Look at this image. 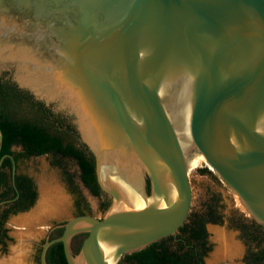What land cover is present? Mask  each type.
<instances>
[{
	"label": "water",
	"instance_id": "obj_1",
	"mask_svg": "<svg viewBox=\"0 0 264 264\" xmlns=\"http://www.w3.org/2000/svg\"><path fill=\"white\" fill-rule=\"evenodd\" d=\"M0 76L76 130L110 200L102 218L62 225L41 264L55 243L67 264H119L176 235L198 155L264 227V0H0ZM114 150L142 166L143 208L123 202L116 171L103 175Z\"/></svg>",
	"mask_w": 264,
	"mask_h": 264
},
{
	"label": "trees",
	"instance_id": "obj_2",
	"mask_svg": "<svg viewBox=\"0 0 264 264\" xmlns=\"http://www.w3.org/2000/svg\"><path fill=\"white\" fill-rule=\"evenodd\" d=\"M0 130L3 138L0 142V243L2 226L11 215L26 212L36 202L37 189L34 180L20 171V163L31 158L46 156L52 166L61 170L69 186L74 190V176L67 170L66 164L76 166L78 180L92 196H100L101 191L95 180L94 157L80 143L76 130L64 121L52 109L35 100L10 80L0 76ZM15 175L13 178V161ZM210 169V168H209ZM199 174L210 176L205 167L197 170ZM109 203L102 204L106 210ZM217 199L210 200L201 211L188 214L176 235H171L147 247L126 254L119 264H205V258L211 251L208 224H218ZM90 212V208H88ZM87 215V214H79ZM242 230L253 247L248 248L246 264H264V227L251 220ZM59 237L63 228L57 229ZM87 234H78L71 240L74 255L81 247ZM5 247V246H4ZM3 252L6 249H2ZM47 264H67L61 243L51 245L46 252Z\"/></svg>",
	"mask_w": 264,
	"mask_h": 264
},
{
	"label": "rangeland",
	"instance_id": "obj_3",
	"mask_svg": "<svg viewBox=\"0 0 264 264\" xmlns=\"http://www.w3.org/2000/svg\"><path fill=\"white\" fill-rule=\"evenodd\" d=\"M66 167L68 172L74 176V181L78 183L76 166L67 163ZM205 167L208 169L202 155L190 159L188 178L192 191V201L189 214L201 211L206 207V204L210 203V200L216 198V209L220 217L218 224L207 225L211 251L205 258V264H246L247 250L254 244L247 239L242 227L249 226L252 219L244 211L234 192L220 179L216 172L208 169L211 172L210 176L198 173V169ZM20 171L34 180L37 199L29 211L16 217L30 214L33 221H31L30 229L39 234L46 231L51 225L65 224L73 218L70 191L61 170L52 166L49 157L42 156L23 161L20 163ZM83 193L89 203L91 215L102 218L107 209L103 210L100 200L95 199L87 191L84 190ZM16 217L11 218L9 224ZM12 238L13 241L9 243L6 251L1 250L0 260L10 257L9 251L13 250L14 247L16 251L22 252L21 256L25 259L28 251L26 243L28 242H24V239L18 240L14 236ZM18 245H22L19 250H17Z\"/></svg>",
	"mask_w": 264,
	"mask_h": 264
},
{
	"label": "flooded vegetation",
	"instance_id": "obj_4",
	"mask_svg": "<svg viewBox=\"0 0 264 264\" xmlns=\"http://www.w3.org/2000/svg\"><path fill=\"white\" fill-rule=\"evenodd\" d=\"M87 151L89 153H91L88 149H87ZM94 162H95V158H94ZM95 180H96V184L98 185V187H99V189L101 191V194H100V196H97V197L96 196H93V197L95 199L100 200V204L101 205L102 204H106V203H110L109 202L108 194H106L100 188V186H99V184L97 182V179H96V175H95ZM65 183H66V181H65ZM66 185H67V187H68V189L70 191V196L72 197V201H71V204H72V216L73 217H76V216H78L81 213L91 215V212H88V208H90L89 203L86 200V198L84 196V193H83V191L85 190V191H87L90 194V192L88 191V189L79 180H78V183L74 181V185L75 186L76 185L78 186L75 190L71 186H69V184L66 183ZM145 189H146V192H148V193L150 192L151 187H150L149 180H147ZM23 213H25V212L24 211L23 212H18L16 214L11 215L10 218L8 219V221L5 224H3V226H2V232H1V235H3V236H1V238H2V241L4 242V244H1L0 243V252L4 248L7 249L9 243H11L13 241L11 232L14 229H17L15 227H13L11 224H9V220L11 218H14V217H16V216H18L20 214H23ZM62 225H64V223L51 225L46 231H44L42 233V235L39 234L37 237H35V239L34 238L31 239L27 243V245H28V251L26 253L25 259H23V264H41L40 263V252H41L42 245L46 241L52 240L51 237L52 236H56V234H58L57 229L63 228ZM209 225H214V224H209ZM74 246L78 247V244L75 243ZM74 246H73V243L71 242L70 243V249H71L72 253H74V249H73ZM45 260H46V258H45Z\"/></svg>",
	"mask_w": 264,
	"mask_h": 264
},
{
	"label": "bare ground",
	"instance_id": "obj_5",
	"mask_svg": "<svg viewBox=\"0 0 264 264\" xmlns=\"http://www.w3.org/2000/svg\"><path fill=\"white\" fill-rule=\"evenodd\" d=\"M189 150L190 148L185 149L186 153ZM189 163L190 159L187 161L188 168ZM101 165L104 176L110 171H116L123 202L135 206L137 209L143 208L144 201L141 198L142 166L135 156L131 152L114 150L111 153L101 155Z\"/></svg>",
	"mask_w": 264,
	"mask_h": 264
},
{
	"label": "crops",
	"instance_id": "obj_6",
	"mask_svg": "<svg viewBox=\"0 0 264 264\" xmlns=\"http://www.w3.org/2000/svg\"><path fill=\"white\" fill-rule=\"evenodd\" d=\"M32 219L30 217V214H26V215H23V216H19V217H16L14 220H12V222L10 223L13 227L17 228V229H14L13 231H17V239L18 240H25L24 242H29L31 239H35V237H37L39 235L38 232H34L32 231L30 228V224L33 222H31ZM20 225H23V226H20ZM42 228V227H40ZM43 231L40 233V235H42ZM20 236V237H19ZM27 244V243H26ZM22 247V245H18V248L17 250H19L20 248L19 247ZM14 251H16V249L14 248L13 249ZM20 254L19 256L17 257V252L14 253V255H11L9 257V259H13L15 260L16 262L20 261L18 264H23V257L20 256L22 255V252L21 251H18Z\"/></svg>",
	"mask_w": 264,
	"mask_h": 264
}]
</instances>
